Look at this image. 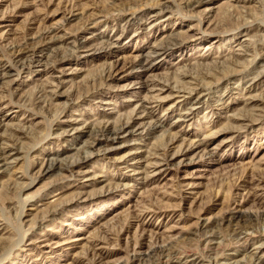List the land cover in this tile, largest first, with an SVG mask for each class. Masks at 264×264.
<instances>
[{"label": "rangeland", "instance_id": "374dc122", "mask_svg": "<svg viewBox=\"0 0 264 264\" xmlns=\"http://www.w3.org/2000/svg\"><path fill=\"white\" fill-rule=\"evenodd\" d=\"M0 264H264V0H0Z\"/></svg>", "mask_w": 264, "mask_h": 264}, {"label": "bare ground", "instance_id": "6f19581e", "mask_svg": "<svg viewBox=\"0 0 264 264\" xmlns=\"http://www.w3.org/2000/svg\"><path fill=\"white\" fill-rule=\"evenodd\" d=\"M105 131V130H104ZM112 136V135H111ZM113 136H114V134H113ZM48 168H49V166H48ZM260 257L259 256H256V259H259Z\"/></svg>", "mask_w": 264, "mask_h": 264}]
</instances>
